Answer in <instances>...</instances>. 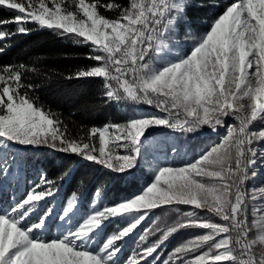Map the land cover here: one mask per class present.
Returning a JSON list of instances; mask_svg holds the SVG:
<instances>
[{"label": "snow or ice", "instance_id": "6c2138e0", "mask_svg": "<svg viewBox=\"0 0 264 264\" xmlns=\"http://www.w3.org/2000/svg\"><path fill=\"white\" fill-rule=\"evenodd\" d=\"M188 7L189 0H0L9 14L0 17L5 47L48 31L85 47L90 62L67 75L35 62L0 65V264H264V186H248L264 164V127H253L264 125V0H226L199 33L186 26ZM36 78L99 80L104 102L129 104L132 114L73 135L42 102ZM220 129L191 159L148 158L166 130ZM40 147L139 180L138 188L103 203L98 187L86 209L76 193L57 201L46 172L27 177L25 153ZM162 208L175 214L170 223L156 215ZM184 233L169 251L166 242ZM134 236L136 248L122 259Z\"/></svg>", "mask_w": 264, "mask_h": 264}, {"label": "trees", "instance_id": "16d2710c", "mask_svg": "<svg viewBox=\"0 0 264 264\" xmlns=\"http://www.w3.org/2000/svg\"><path fill=\"white\" fill-rule=\"evenodd\" d=\"M108 2V0H103ZM114 2L126 3L127 0H114ZM226 0H189L187 9L186 26L191 30H201V19L215 17L223 8ZM216 3V4H215ZM213 5V6H212ZM111 15V13H106ZM8 13L0 11V17L7 18ZM7 46L0 43L4 48L0 52V65L26 63L39 67L42 71L56 69L66 75L76 68L89 64L84 59L87 53L85 47L75 45L71 41L63 40L48 31H33L29 35H18L7 41ZM36 83L40 84L38 95L42 102L50 106L54 111L60 113L61 118L67 124L73 135L80 133L81 126H103L108 123L120 122L123 114L117 104L105 103L101 97V83L96 79L84 80H57L45 82L43 78H36ZM123 104V103H122ZM126 108L132 109L129 104H123ZM163 135L172 134L178 137L181 144L186 143L191 146L187 151L191 156L199 153L201 149L209 145L212 134L207 136L191 134L184 136L173 134L166 130ZM163 140L155 142L157 150H151L158 154L157 160H170L171 149L166 151L161 148ZM159 147V148H158ZM179 154H181L179 152ZM27 159L31 160L35 167V173L43 170L48 174L49 179L56 181L59 189L57 195L59 201H65L73 193L79 198V203L87 208L98 187H103V203L119 200L136 191L139 180L133 181L131 178L121 179L118 174L110 173L104 168L84 163L75 157L55 152L46 147L30 148L26 152ZM175 156L177 154H174ZM151 155H148L149 160ZM156 159V158H154ZM152 159L153 163L156 160ZM147 172L148 170H143ZM141 173H137L139 177ZM156 215L161 217L162 222H171L174 213L167 208L156 209ZM167 212V215H165ZM155 239V237H153ZM188 235L176 234L174 238L167 241V249L170 251ZM138 237L130 239L126 256H129L130 249L136 244ZM149 241L153 240L149 238ZM149 242V243H150Z\"/></svg>", "mask_w": 264, "mask_h": 264}, {"label": "rangeland", "instance_id": "374dc122", "mask_svg": "<svg viewBox=\"0 0 264 264\" xmlns=\"http://www.w3.org/2000/svg\"><path fill=\"white\" fill-rule=\"evenodd\" d=\"M216 4V3H215ZM213 6V5H212ZM214 17L212 18H209V19H201L200 22H201V30H198V31H195V30H192L194 32H203L207 26V24L213 19ZM122 114H123V118L120 122H123L125 121L131 114H132V111L131 109L129 108H126L123 104H120L118 105ZM119 123V122H117ZM254 128L256 129H259L260 127H264V125H261L260 123H255ZM209 134H212V138L209 142L212 143V142H215V141H218L219 140V137L221 135L224 134V129H220L218 133H207V134H204V135H201V136H207ZM160 140H163L164 143L161 144V148L164 149L166 151V148L168 149H171V157H173L172 159H170L169 161H174L176 163H180L182 160H187V159H191L192 156H191V153H189L187 150L190 148L191 149V146H187L186 143L184 144H181L178 140V137L175 136V135H172V134H166V135H163V134H159L157 135L155 138H154V142L149 146V148L147 149V152H148V155H151V159H154L156 160V163H158L159 161L157 160L158 158V154L156 153H152L151 150H157L156 147H154L153 144H155V142H158ZM260 149H264V142H261L257 145ZM159 148V147H158ZM173 148L176 149V152L175 154H177L176 156L174 155L173 153ZM179 152L181 154H179ZM25 156H26V160H27V177L28 179L32 180V179H36V173L34 172L35 171V167L33 166V163L31 162V160L27 159V155L25 153ZM142 169L143 170H148L146 167H144L142 165ZM255 172H256V175L248 182V186L249 188L253 187V186H256V187H261V186H264V164H261L259 161L257 162V165L255 167ZM69 198V197H68ZM94 198V195L92 197V199ZM57 201H59V197L57 195L56 197ZM91 199V201H92ZM67 200V199H66ZM66 200L64 202H66ZM145 227H147L148 225L145 224L144 225ZM142 231V229H141ZM152 240H154L153 237H150ZM130 239L127 240L124 248H123V255H122V259H125L127 258L128 256H126V251H127V248L128 246H130ZM150 242V241H148ZM136 248V244L133 246L132 249H130V253L129 255H131L133 249Z\"/></svg>", "mask_w": 264, "mask_h": 264}]
</instances>
